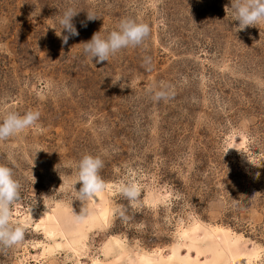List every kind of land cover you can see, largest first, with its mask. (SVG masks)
Returning <instances> with one entry per match:
<instances>
[{
    "label": "rangeland",
    "instance_id": "rangeland-1",
    "mask_svg": "<svg viewBox=\"0 0 264 264\" xmlns=\"http://www.w3.org/2000/svg\"><path fill=\"white\" fill-rule=\"evenodd\" d=\"M230 6L0 0V121L40 112L0 140V165L22 185L12 220L27 225L0 264H264V22L235 31ZM67 7L80 10L79 35L62 47ZM87 10L101 18L82 27ZM125 18L149 24L143 45L101 63L83 55ZM161 84L175 97L153 102L146 89ZM85 154L104 161L108 187L84 204L74 182ZM126 179L142 189L135 208L115 191Z\"/></svg>",
    "mask_w": 264,
    "mask_h": 264
},
{
    "label": "clouds",
    "instance_id": "clouds-1",
    "mask_svg": "<svg viewBox=\"0 0 264 264\" xmlns=\"http://www.w3.org/2000/svg\"><path fill=\"white\" fill-rule=\"evenodd\" d=\"M229 7H226V12ZM232 21H238L235 31L245 30L246 27L260 26L264 22V0H231ZM80 11V10H79ZM73 7H67L58 18L61 26L56 35L61 39L62 47L68 43L70 37L78 36L79 32L73 23V18L78 14ZM101 18L94 11L87 10L86 20H82L81 26L87 27L89 21ZM100 32V31H99ZM99 32L93 33L91 39L83 42L82 53L96 63L109 61L110 56H115L123 49L136 48L143 45L150 34V26L147 23L137 22L132 18L122 19L115 30L108 32L102 37ZM142 67L151 70V58L144 57ZM118 77L113 81L115 84L121 79ZM125 85L120 84L123 88ZM153 102L168 101L175 97V91L170 85L161 84L146 89ZM40 119L39 111L28 110L23 114L9 111L0 121V140H7L10 137L22 133L37 124ZM104 167V161L100 156L91 154L83 155L75 165L76 179L81 187L77 192L80 201L84 204L97 198L98 194L104 192L108 185L100 175ZM259 174H257L258 178ZM74 184L72 185L74 187ZM22 185L14 177L12 168L0 165V253H6L25 238L27 225L12 220L11 206L22 197ZM115 191L123 199L129 202V207L135 208L142 193V189L132 179L122 181ZM88 209L83 207L76 219L81 220L88 214ZM127 208H115L114 215L122 220H127Z\"/></svg>",
    "mask_w": 264,
    "mask_h": 264
},
{
    "label": "bare ground",
    "instance_id": "bare-ground-1",
    "mask_svg": "<svg viewBox=\"0 0 264 264\" xmlns=\"http://www.w3.org/2000/svg\"><path fill=\"white\" fill-rule=\"evenodd\" d=\"M174 252V251H173ZM176 252V251H175ZM171 256V255H170ZM215 257V256H214ZM174 258V257H173ZM178 258H180L179 256H178ZM187 259V258H186ZM133 263V262H132ZM170 263V262H169ZM193 263H195V262H193Z\"/></svg>",
    "mask_w": 264,
    "mask_h": 264
}]
</instances>
